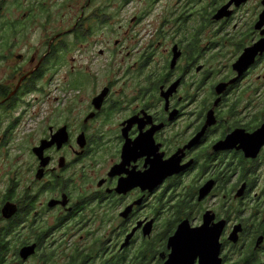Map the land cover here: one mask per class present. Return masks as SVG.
Returning <instances> with one entry per match:
<instances>
[{"label": "flooded vegetation", "instance_id": "af4514ba", "mask_svg": "<svg viewBox=\"0 0 264 264\" xmlns=\"http://www.w3.org/2000/svg\"><path fill=\"white\" fill-rule=\"evenodd\" d=\"M259 44L264 0H0V264H168L185 222L264 264Z\"/></svg>", "mask_w": 264, "mask_h": 264}, {"label": "water", "instance_id": "95a60500", "mask_svg": "<svg viewBox=\"0 0 264 264\" xmlns=\"http://www.w3.org/2000/svg\"><path fill=\"white\" fill-rule=\"evenodd\" d=\"M260 52H264L262 44L249 49L237 67L247 68L255 61ZM209 229L205 226L203 229L192 230L189 222H185L180 227L178 234L171 240L174 253L168 264H180L181 259L187 257L190 250L195 253V257L202 256V264H215L220 253L219 240L222 227L217 231H209ZM218 263L220 264V262Z\"/></svg>", "mask_w": 264, "mask_h": 264}]
</instances>
